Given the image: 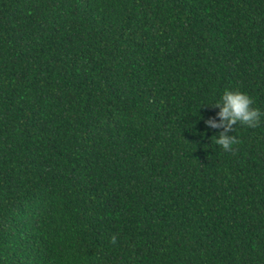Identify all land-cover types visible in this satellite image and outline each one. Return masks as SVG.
Segmentation results:
<instances>
[{
    "label": "trees",
    "instance_id": "trees-1",
    "mask_svg": "<svg viewBox=\"0 0 264 264\" xmlns=\"http://www.w3.org/2000/svg\"><path fill=\"white\" fill-rule=\"evenodd\" d=\"M225 88L264 111V0H0V264H264Z\"/></svg>",
    "mask_w": 264,
    "mask_h": 264
},
{
    "label": "clouds",
    "instance_id": "clouds-1",
    "mask_svg": "<svg viewBox=\"0 0 264 264\" xmlns=\"http://www.w3.org/2000/svg\"><path fill=\"white\" fill-rule=\"evenodd\" d=\"M218 109L214 116L204 119L208 128L220 129L219 133L211 138L214 145L224 151L231 152L239 142L234 134L237 123L256 128L264 117V111L254 106L253 98L244 91L233 88H225L212 103ZM113 244L117 243V234L110 236Z\"/></svg>",
    "mask_w": 264,
    "mask_h": 264
}]
</instances>
